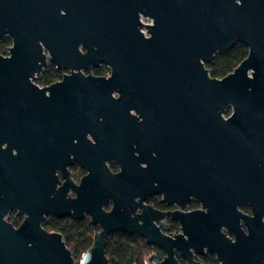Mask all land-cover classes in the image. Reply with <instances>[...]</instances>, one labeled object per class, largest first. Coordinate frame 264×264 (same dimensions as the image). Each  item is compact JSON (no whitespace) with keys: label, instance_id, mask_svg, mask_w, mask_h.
Instances as JSON below:
<instances>
[{"label":"water","instance_id":"obj_1","mask_svg":"<svg viewBox=\"0 0 264 264\" xmlns=\"http://www.w3.org/2000/svg\"><path fill=\"white\" fill-rule=\"evenodd\" d=\"M0 37L12 40L0 54V143L16 140L24 149L27 119L44 110L46 97L30 81L44 64L42 45L62 62L71 44L80 66L98 60L111 65L110 78L93 81L98 105L137 111L144 95L175 120L182 138L187 130L188 196L198 193L210 206L247 200L264 212V0H0ZM79 41L88 56L78 52ZM236 42L247 46L246 57L225 76L211 77L205 62ZM54 87L62 93L67 81ZM122 179L98 160L79 200L66 199V212L79 207L100 227L78 264H109L107 236L143 229L139 217L130 215L135 205L125 211ZM110 196L114 204L105 211ZM180 220L185 229L188 214ZM26 230L32 242L27 247ZM152 232L144 233L147 240L159 243L161 235ZM15 236L0 245V264H75L61 236L44 232L38 221L24 223ZM166 260L175 264L170 251Z\"/></svg>","mask_w":264,"mask_h":264},{"label":"flooded vegetation","instance_id":"obj_2","mask_svg":"<svg viewBox=\"0 0 264 264\" xmlns=\"http://www.w3.org/2000/svg\"><path fill=\"white\" fill-rule=\"evenodd\" d=\"M80 36L76 30L74 37ZM0 41L9 43L7 53L11 38ZM66 49L63 61L55 62L42 45L44 64L30 81L46 97L44 110L41 117L27 119L24 149L16 140L0 143V245L15 240L21 226L32 221L63 242L65 228L76 235L87 224L94 239L100 227L90 213L79 207L66 212L64 206L66 199L79 198L85 176L95 173L101 160L109 173L122 174L125 211L132 209L128 204L135 205L130 215L143 226L141 232H111L106 244L112 234H123L128 248L139 254L137 264H169V251L175 264H264V212H255L247 200L210 206L198 193L188 196L187 130L182 138L175 120L144 95L137 111L124 104L98 105L93 81L110 78L111 65L98 60L80 66L72 45ZM77 50L88 56L81 41ZM66 81L65 90L55 93V84ZM111 96H120L118 87ZM113 204L110 196L103 209L110 211ZM182 214H188L185 229ZM146 232L158 233L162 240L148 241ZM25 235V247L31 246L27 230ZM70 253L78 264L80 259Z\"/></svg>","mask_w":264,"mask_h":264},{"label":"trees","instance_id":"obj_3","mask_svg":"<svg viewBox=\"0 0 264 264\" xmlns=\"http://www.w3.org/2000/svg\"><path fill=\"white\" fill-rule=\"evenodd\" d=\"M9 45L7 41H0V54L6 53V47ZM248 48L242 42H236L230 49L219 52L214 57L205 62L211 77L221 78L231 72L247 55ZM64 236L66 246L72 251L75 258L79 260L83 253L91 246L93 235L90 233L89 227L82 224L79 234ZM129 241L121 233L112 234L109 238L105 254L110 264H137L139 254L135 249L128 248Z\"/></svg>","mask_w":264,"mask_h":264},{"label":"rangeland","instance_id":"obj_4","mask_svg":"<svg viewBox=\"0 0 264 264\" xmlns=\"http://www.w3.org/2000/svg\"><path fill=\"white\" fill-rule=\"evenodd\" d=\"M143 22H144V23H148V22H149V20H147V19H144V21H143ZM228 114H229V111L227 110V111L225 112V114H224V115L226 116V115H228Z\"/></svg>","mask_w":264,"mask_h":264}]
</instances>
